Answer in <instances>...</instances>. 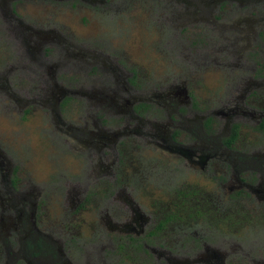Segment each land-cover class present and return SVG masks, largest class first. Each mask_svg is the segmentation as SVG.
<instances>
[{
  "label": "flooded vegetation",
  "instance_id": "flooded-vegetation-1",
  "mask_svg": "<svg viewBox=\"0 0 264 264\" xmlns=\"http://www.w3.org/2000/svg\"><path fill=\"white\" fill-rule=\"evenodd\" d=\"M21 1L0 0V16L6 29L4 46L16 55L13 62L28 68L27 72L43 69L47 73L42 55L46 57L54 45L62 44L66 38L53 34L51 30L40 32L24 23L16 5ZM84 1L101 6L105 10L102 13H105L119 6L125 9L133 0H122L121 4H114V0ZM159 1H155L159 5L158 12L161 15L170 13L172 22L180 17L190 22L202 23L204 20L202 30L196 31L193 27L190 32L199 38L198 41L181 44L182 50L193 47L195 55L203 48L211 54L203 55L205 61L189 62L192 72L211 66L238 69L248 73L246 79L241 81L240 88L217 98L216 105L207 109L194 105L193 96L185 90L181 95L172 88L160 93L148 90L142 98L135 95L124 98L116 91L125 89V92H135L142 82L137 78L139 72L135 66H127L118 55L113 68L107 63H97L98 54H92L91 58L83 61L87 68H104L97 78L101 81L105 78L110 87L115 84L111 102L118 124L106 131L103 129V116L91 114V111L83 115L84 127L67 123L61 118L59 108L64 103L63 99H69L74 93L71 90L61 88L58 93L52 90L36 93L27 89L19 96L11 93L10 96L24 106L30 107L33 102L42 101L47 114L44 121L51 123L52 119H56L58 124L54 128L65 134V141L72 140L84 152V162L91 166V172L84 174L82 181L67 182L61 189L57 188L59 196L64 194L66 202L70 201V208L66 211L61 209L53 222L44 221V202L31 197L37 188L20 191L16 163L0 153V264H147L152 257L154 264H228L225 252L208 246L207 241L224 243L229 239L225 237L227 234L238 236L240 229L249 222L241 219L245 218L243 213L250 211L247 205L264 210V149L248 151L237 147L240 128L250 123V119L254 121L253 128L264 134V103H257L264 96V78L256 80L263 76V39L248 49L253 35L242 33L241 22L246 18L241 17L235 21L239 23L228 24L230 31L234 32L232 39L222 38L223 43L214 47L212 35L216 28L220 31L219 21L229 22L232 8L228 9V3L230 6H261L264 9V0H167L163 4ZM259 32L254 35L259 33L258 36L263 37V30ZM84 52L87 54L89 50ZM258 52L259 57L256 56ZM74 56L82 58L83 54ZM39 77L40 81L49 84L46 91L56 85L55 81L46 82L41 74ZM184 79L181 83H185ZM87 96L94 98L95 95ZM105 98V95L100 97L102 101ZM190 104L191 109H188ZM159 110L167 112L166 122L151 119L152 115L162 117ZM89 125L92 129L87 128ZM165 126L170 129L169 132L167 128L163 129ZM128 141L152 143L182 160V163L176 162L181 171L186 168L204 174L221 192L209 194L208 202H202L198 197L203 186L197 182H193L195 186L189 190H184V183L175 188L176 182L173 184L171 179L165 182L160 178L164 190L169 187L178 196L167 204L159 200L152 202L147 199L152 192L145 188L152 186L150 173L128 182L120 171L125 164L123 154ZM238 197L242 201L241 206L233 204ZM194 198L193 203L186 201ZM225 200H230L228 207H225ZM93 201L94 206L89 208ZM109 212L113 213V219ZM83 213L85 217H82ZM198 222L205 224L204 228L214 229L215 234L196 237L192 230L187 236L188 241H185L193 242L187 247L193 253L192 257L174 254V246L179 250L184 244L176 236L171 238L168 235L173 231L174 234L182 233L185 228L198 225ZM223 226L228 229H222ZM246 255L247 263L243 264H264L263 257H250V252Z\"/></svg>",
  "mask_w": 264,
  "mask_h": 264
},
{
  "label": "rangeland",
  "instance_id": "rangeland-1",
  "mask_svg": "<svg viewBox=\"0 0 264 264\" xmlns=\"http://www.w3.org/2000/svg\"><path fill=\"white\" fill-rule=\"evenodd\" d=\"M155 1L158 0H133V3L131 2L125 9L119 6L115 8L116 10L112 8L105 13H102L105 10L101 6L91 5L84 0H23L20 4H16L18 5L17 12L24 23L32 25L35 30L40 32L51 30L53 34L66 38L62 44L54 45L46 57L42 55L43 67L48 74L43 69L42 71L31 70L29 73L27 72L28 68H22L13 62L16 55L11 53L10 48L4 46L3 35L6 29L0 16V153L16 163L20 191L30 187L37 188L36 192L31 193V197H37L44 202L42 205L44 221L53 222L57 219L56 216L60 214L61 209L66 211L70 208L68 206L70 201L66 202L64 194L59 196L57 188L61 189L67 182L82 181L83 175L91 172V166L84 162V152L77 148L72 140L65 141L63 137L65 134L54 128L58 124L56 119H52L51 123L44 121L47 114L42 101L33 102L30 107L24 106L23 103L18 104L10 96L11 93L19 96L20 92L27 89L35 90L36 93L50 92L51 90L58 93L61 88L71 90L74 93L70 95L69 99H63L64 103L59 108L61 118L67 123L84 127L83 115L91 111V114L103 116V129L106 131L112 130L118 124V119L112 112L114 104L111 102L112 88L115 84L110 87V82L106 84L105 78L102 81L97 78L98 73H102L104 68L98 70L87 68L83 61L91 58L92 54H98L97 63H107L113 68L115 57L118 55L127 66H135L139 72L137 78L142 82L135 92H125V89L116 91L119 96L122 95L124 98H130L131 95L142 98L146 96L148 90L160 93L164 89L172 88L181 95L185 90L193 96L194 105L207 109L209 106L216 105L217 98L223 97L227 92H234L235 88H240L246 79L248 73L238 69L225 70L211 66L208 69L202 67L192 72L193 68L188 67L189 62L205 61L206 59L202 58L203 55L211 54L203 48L195 55L192 53L193 47L182 50L181 44H189L190 40L198 41L199 38L194 37L190 32L193 27L196 31L202 30V26H205L204 20L202 23L190 22L180 17L176 22H172L174 20H171L170 13L161 15L158 12L159 5ZM166 1L159 2L163 4ZM121 2L122 0H114V4H121ZM227 5H229L228 9L232 8L230 20L229 22L219 21L220 31L216 28L212 34L214 47L223 43L224 39L222 38L232 39L231 36L234 35V32L230 31L228 24L230 22L234 24L240 17L246 18V21L241 22L242 33L253 35L252 44L248 49L262 39L264 43V36H258L260 30L264 32V9L261 6L249 7L245 5L244 8V5L242 7L230 6V3ZM226 16L228 17L227 14ZM181 29L186 30L182 31ZM257 32H259L257 36L254 35ZM85 50H89V52L86 54ZM74 54H83V57H76ZM256 56L259 57L260 52ZM262 73L263 76L256 80L264 78V68ZM40 74L46 82L55 81L56 85L46 91L49 84L46 85L42 80L40 81ZM180 74L183 75L180 76ZM30 78H34V80L32 81ZM183 79L185 83H181ZM87 94L95 96L88 98ZM103 95L106 96L105 101L100 99ZM257 101L263 105L264 96ZM191 105H188L187 108L191 109ZM159 113L162 117L152 115L151 119L166 122L167 112L159 110ZM252 124L254 125V121L250 119V123L240 128L241 133L237 147L246 148L248 151L263 150L264 134L253 128ZM87 128L92 129L90 125ZM166 128L165 126L163 129ZM123 155L125 164L121 166L120 171L125 178H128V182L139 178L138 176L150 173L152 186H145V188L148 187L151 190L152 195L147 196V199L152 202L159 200L167 204L178 196L169 187L164 190L161 185L164 183H162L163 181L159 182L160 178H163L165 182L173 180V184L176 182L175 188H179L184 183L182 188L184 190H189L195 186L193 182H197L203 186L202 189H199L200 198L198 197L202 202H208L209 194L221 192L206 179L204 174L186 168L182 172L176 166V162L182 163V160L162 151L152 143L128 141ZM91 199L98 200L97 197ZM194 200L195 198L193 200L186 199L189 203H193ZM224 202L225 207H228L230 200ZM94 203L95 201L88 207H93ZM233 204L241 206L240 197ZM246 208H249L250 211L243 213L245 218L241 219L249 222L240 229L241 236L227 234L225 237L229 239L224 243H220L219 240L207 241L208 246L218 249L219 252H225L224 256L229 260L228 264L247 263L245 259L248 258L246 255L248 252L251 253L250 257L264 258V223H261L264 218V210L258 206L251 208L250 205H247ZM91 214L92 212L89 215ZM109 214L113 219V213L109 212ZM84 215L85 213L82 214V217H85ZM205 226L198 222V225L190 229L185 228L182 233L174 234L173 231L171 235H168L171 238L176 236L184 244V247L179 250L176 249L177 246H174L173 253L179 257L191 258L193 253L187 247L193 242L185 243L188 241L187 236L193 232L192 230L196 237L205 236V234L213 236L214 229L204 228ZM222 229L226 230L228 227L223 226ZM239 237L244 242H240ZM154 261V257H152L151 261L146 263L154 264Z\"/></svg>",
  "mask_w": 264,
  "mask_h": 264
}]
</instances>
